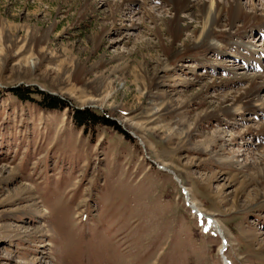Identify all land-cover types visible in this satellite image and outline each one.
<instances>
[{
    "label": "rangeland",
    "instance_id": "1",
    "mask_svg": "<svg viewBox=\"0 0 264 264\" xmlns=\"http://www.w3.org/2000/svg\"><path fill=\"white\" fill-rule=\"evenodd\" d=\"M194 6L172 43L158 0H0V264H264V110L223 112L264 75V28L235 40L261 55L163 72Z\"/></svg>",
    "mask_w": 264,
    "mask_h": 264
},
{
    "label": "bare ground",
    "instance_id": "2",
    "mask_svg": "<svg viewBox=\"0 0 264 264\" xmlns=\"http://www.w3.org/2000/svg\"><path fill=\"white\" fill-rule=\"evenodd\" d=\"M120 2L121 4H125L133 2V0H120ZM158 3L165 4L172 12V18L169 20L171 26L168 27V30L171 31L170 40L172 43L178 41L182 35V28L178 26L180 14L189 12L195 4L199 5L198 13L200 14L199 29L193 33L192 37L183 47L175 53L166 55L162 69L163 72H168L172 69L171 64L175 57L206 52L208 50L219 54H226L225 49H227V46L229 49H232V53L236 56L241 53V50L247 51L244 55L245 58H253L256 54L261 55L262 49L258 51L253 50L249 45L243 44L242 42H235V40H240L246 34L245 32L252 27L264 28V7L259 12L255 6L251 5V8H249L250 11L245 13L239 5V0H222L220 3L216 0H158ZM238 24L241 25L237 26ZM221 26L227 28L224 32L227 35V43H219L218 41L217 36L219 31L217 29ZM231 39H233V42L230 43L228 40ZM250 78L251 85L243 93L233 99L231 98V100L229 98H223V102L230 101L227 104V109L223 111L226 115L237 118L244 116L248 110H264L263 100L257 97L258 90L264 87V75L255 74ZM3 171L5 170L1 169L0 173ZM190 206L197 215L200 214L199 209L193 203ZM210 220L211 223H215L212 219ZM215 227L218 229L219 226L215 225ZM219 232H221V229Z\"/></svg>",
    "mask_w": 264,
    "mask_h": 264
},
{
    "label": "trees",
    "instance_id": "3",
    "mask_svg": "<svg viewBox=\"0 0 264 264\" xmlns=\"http://www.w3.org/2000/svg\"><path fill=\"white\" fill-rule=\"evenodd\" d=\"M42 94V93H41ZM44 95V94H42ZM45 99H47L49 101V103H51L52 107L55 106L54 104V99L52 97H48L47 95H45ZM74 119L76 120V122H78L79 124H85L88 122H92L94 124H101V125H105V126H111L112 128H114L119 134L120 136L128 139V136L122 132L119 127H117L113 122H110L108 119H105L103 116H98L95 112H85V113H75L74 114Z\"/></svg>",
    "mask_w": 264,
    "mask_h": 264
},
{
    "label": "water",
    "instance_id": "4",
    "mask_svg": "<svg viewBox=\"0 0 264 264\" xmlns=\"http://www.w3.org/2000/svg\"><path fill=\"white\" fill-rule=\"evenodd\" d=\"M227 263V261L224 259V264H226Z\"/></svg>",
    "mask_w": 264,
    "mask_h": 264
}]
</instances>
